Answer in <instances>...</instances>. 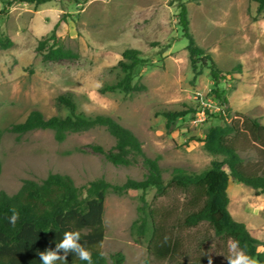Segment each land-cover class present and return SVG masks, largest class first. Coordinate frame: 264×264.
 I'll return each mask as SVG.
<instances>
[{
    "label": "rangeland",
    "instance_id": "374dc122",
    "mask_svg": "<svg viewBox=\"0 0 264 264\" xmlns=\"http://www.w3.org/2000/svg\"><path fill=\"white\" fill-rule=\"evenodd\" d=\"M187 9L189 32L196 44L223 71L231 75L218 86L225 91L222 104L211 90L214 79L208 69L194 76L187 39L178 21V0H51L36 4L0 0V190L15 193L23 181H40L48 173L72 178L84 192L92 180L103 178L123 184L128 178L142 179L147 168L140 155H127L128 165H114L103 152L115 151L114 137L104 127L69 133L57 141L53 132L38 129L20 136L6 131L37 109L44 116L66 115L56 97L68 94L87 116L109 115L129 128L144 153L162 167L168 182L173 167L200 172L220 154L203 145L211 125L226 121L238 125L245 117L264 125V8L253 0H181ZM55 43L76 54L73 58L43 61L38 44L51 36ZM126 48L140 51L145 60L133 81L138 89L130 94L101 89L120 80L119 62ZM46 48L44 49V51ZM239 64V69H234ZM194 108L169 127L160 109ZM239 143L240 155L251 170H264V146L249 135ZM226 169V167H224ZM141 190L122 194L109 190L104 203L105 237L102 252L124 255L122 264H213L227 262L229 239L216 236L206 223L195 228L173 227L174 258L160 259L147 252L148 233L138 234L132 224L139 217ZM145 191L148 205L168 224L184 216L188 194L169 187L155 196ZM228 211L245 224L264 252V193L230 177Z\"/></svg>",
    "mask_w": 264,
    "mask_h": 264
},
{
    "label": "trees",
    "instance_id": "16d2710c",
    "mask_svg": "<svg viewBox=\"0 0 264 264\" xmlns=\"http://www.w3.org/2000/svg\"><path fill=\"white\" fill-rule=\"evenodd\" d=\"M20 1L41 4L51 0ZM253 1L257 3L258 11L264 8V0ZM9 3L10 0H6V5ZM177 17L183 37L187 39L186 47L194 76L200 74L202 69H208L214 79L212 95L222 104H226L225 91L218 83L221 79H226L227 75L230 76L231 72L223 71L211 55L196 44L189 32L185 3L181 0H178ZM53 37L54 32L38 44L43 61L76 56L70 49L55 43L46 47L47 42ZM122 58L123 60L119 62L123 72L122 78L102 88V92L121 90L130 94L138 89L139 86L133 79L138 67L143 65L145 60L141 57L140 51L134 48L124 49ZM234 69H239V64ZM55 105L58 109L66 108L68 113L64 116L46 117L41 111L33 109L23 121L11 123L5 130L20 136L34 130L48 129L53 132L55 140L62 141L69 133L104 127L115 139V151L105 153L100 146H92L93 149L104 153L106 159L114 165H128L127 155L130 153L140 155L147 173L142 179L128 178L119 185L111 184L103 178L94 179L85 186L84 192L75 186L72 178L60 173H48L40 181L26 179L11 195L0 190V264H41L38 252L54 248L66 229L81 233V242L91 250L94 264H122L124 255L120 252L111 254L110 261L104 254L100 255L103 253L101 247L105 237L103 214L107 192L113 190L122 194L128 189L142 191L139 217L133 222L132 228L138 234H149L147 244L149 254L160 259L174 258L176 240L171 229L176 226L195 228L206 223L216 236L238 241L247 254L255 257L259 264H264V252L258 251V240L249 233L244 223L233 219L227 208L229 201L227 187L230 177L253 188L257 194L264 193V170L248 169L240 155L245 147L239 143L242 137L249 135L264 146V125L250 117H245L239 125L233 119L226 121L223 113L229 109L224 108L223 113H219V117L223 119L222 123L211 125L202 139L204 148L209 153L220 154L223 158L212 160L210 166L200 172L173 167L170 179L164 183L162 167L156 159L144 153L140 140L129 128L109 115H85L78 110L68 94L58 95ZM189 112L194 113L195 109L191 107L160 109L157 113L165 118L166 126L169 127ZM1 132L0 129V134ZM169 187L178 188L188 194V208L176 224L164 221L161 215L148 205L144 197L145 191L149 188L155 189V196H161ZM13 207L20 213L15 225L7 221ZM67 264H74V256L71 253L67 257ZM75 264L86 262L77 260Z\"/></svg>",
    "mask_w": 264,
    "mask_h": 264
},
{
    "label": "clouds",
    "instance_id": "9594fccd",
    "mask_svg": "<svg viewBox=\"0 0 264 264\" xmlns=\"http://www.w3.org/2000/svg\"><path fill=\"white\" fill-rule=\"evenodd\" d=\"M19 211L13 207L10 209V215L7 216L8 223L15 225L19 219ZM74 256L75 261H84L86 264H94L91 250L81 242V233L79 231L66 229L62 233V238L55 244L54 248H47L38 252L41 264H67L69 254ZM102 256L103 253H100ZM228 264H259V261L247 254L244 248L240 247L238 241H229L228 255L225 256ZM208 264H213L209 258Z\"/></svg>",
    "mask_w": 264,
    "mask_h": 264
}]
</instances>
